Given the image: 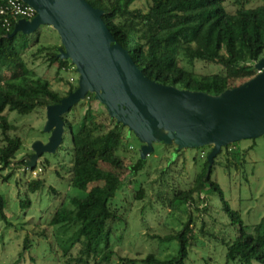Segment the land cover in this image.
Instances as JSON below:
<instances>
[{"label":"trees","instance_id":"1","mask_svg":"<svg viewBox=\"0 0 264 264\" xmlns=\"http://www.w3.org/2000/svg\"><path fill=\"white\" fill-rule=\"evenodd\" d=\"M87 1L103 11L102 16L108 28L143 73L161 84L218 95L256 76L258 70L254 64L264 57V3L249 6L250 0H236L237 9L230 12L224 0H150L148 13L142 14L132 8L135 0ZM13 30L14 24L9 31L0 25L2 182L10 179L14 173L11 171L2 176L1 171L14 169L16 166L24 171L28 168L25 157L17 158L24 142L21 135L15 133L18 128L10 121L6 110L23 115L46 110L48 105L59 103L78 87L77 79L73 81L61 74V70L77 71L69 59L58 56L62 45L45 44L46 40L41 38L40 33H36L34 39L22 33L8 37ZM35 47L36 51L32 54L34 58L44 53V62L48 67L56 66V79L64 82L65 91L56 89L47 77L36 75L32 66L34 61L28 56V52ZM200 62L217 66L218 70L199 73L196 71V63ZM78 104L82 108L86 106L83 114L79 109L74 110L73 106L63 118L66 128L71 130L73 145V163L67 172L68 188H76L81 194L65 193L68 200L63 199L64 202L56 209L49 225L61 231V237L69 236L71 241L64 243L65 254L77 243L82 244L80 256L76 258V262L81 264L88 262L92 256L99 255L103 248H109L107 240L119 216L111 200L126 181H130L138 172L130 175L131 167L138 157L126 162L129 153L135 155V148L128 141L129 133H134L111 117L93 93H88L86 99ZM165 149L168 152L177 150L179 153L185 150L166 144ZM246 151L247 148L243 149L236 142L232 143L218 154L220 158L223 157V162L219 163L227 168L235 166L239 169ZM209 153L210 151L204 162L200 163L201 168L195 171L189 187L173 188L172 197L168 199L171 208H182L185 214L190 215L189 219L175 233L154 235L161 240H178L180 249L177 255L161 259L154 253H149L140 259L143 263L187 264L188 247L196 244L197 234L205 237L210 229L208 227L206 230L205 224L197 233L193 229L195 214L192 211L199 209V203L205 200L202 197L204 193L217 191L223 200L225 211L240 226L236 237L226 244L227 263L264 264V221L254 225L250 231L247 230L240 212L231 208L221 185L213 178L218 156L210 176H207ZM32 154L33 151L29 156ZM43 162L40 160L35 168L41 167L43 170ZM42 184L43 180L33 177L29 181V189L36 191ZM52 190L55 195L61 194V190ZM144 196V185L141 184L136 197L142 199ZM162 196L160 194L158 198L163 201ZM4 208L5 201L0 191V214L5 219ZM208 208L206 204L202 210L208 211ZM29 246L31 239L27 235L25 249ZM112 253L113 250H106L102 259L108 261ZM138 260L125 259L129 264H136Z\"/></svg>","mask_w":264,"mask_h":264},{"label":"rangeland","instance_id":"2","mask_svg":"<svg viewBox=\"0 0 264 264\" xmlns=\"http://www.w3.org/2000/svg\"><path fill=\"white\" fill-rule=\"evenodd\" d=\"M149 2L150 0H135L132 8L147 14ZM224 2L228 11L235 12L236 0ZM262 3L264 0H250L249 6ZM37 33L46 40L45 44L61 45L57 31L51 26L43 25ZM30 36L34 39L36 33ZM35 51L36 47L28 52V56L34 61L32 66L36 75L47 77L56 89L65 91L64 82L56 79V66L48 67L44 62V53L34 58L32 54ZM217 70V66L196 63V71L199 73ZM61 74L71 80L74 78L73 81L79 78L78 72L73 69L61 70ZM80 104L77 103L74 110L79 109L83 114L86 106L82 108ZM99 107L103 108L101 105ZM6 114L18 128L15 133L23 138V148L17 158L29 156L35 140H48L50 133L44 130L46 110L24 115L6 110ZM128 141L135 148V155L129 153L127 163L135 159V156L139 157L142 146L135 134L129 133ZM236 143L243 149L247 148L242 166L239 169L235 166L227 168L220 164L223 157L220 158L219 155L214 165L213 178L221 185L231 208L240 212L247 230L250 231L254 225L264 221V135ZM72 146L71 130L67 127L59 149L55 153H44L40 159L44 161V169L36 179L43 180V184L36 191L29 189V181L33 178L29 170L24 171L16 166L14 169L1 171L2 176L11 171L14 174L4 182L3 178L0 181L6 215L4 219L0 214V264H78L76 258L80 256L82 244L77 243L65 254L64 243L68 244L69 236L61 237L62 232L49 225L56 209L64 202L63 199L68 200L65 193L81 194L76 188H68L67 172L73 163ZM202 148H185L183 153H179L177 150L166 151L165 144H155L146 165L130 181H126L111 200L119 216L107 240L108 249L113 250L109 260L102 259L103 253L108 250L103 248L99 255L92 256L88 262L81 264H129L125 261L126 258H136L139 259L136 264H146L140 259L149 253H154L161 259L177 255L180 249L178 240H161L156 236L175 233L189 219L190 215L185 214L182 208H171L169 200L173 188L189 187L195 171L201 168L200 163L204 162L212 147ZM141 184L144 185L145 196L138 199L136 194ZM52 188L61 190V194L55 195ZM160 194L163 195L164 202L158 198ZM202 197L205 200L199 203V209L192 211L195 214L193 229L198 233L205 224V229H210L205 237L197 234L196 244L188 247L187 264H239L227 263L226 244L236 237L240 226L225 211L223 200L217 191L204 193ZM206 204L209 210L203 211ZM27 235H30L31 246L25 249Z\"/></svg>","mask_w":264,"mask_h":264},{"label":"water","instance_id":"3","mask_svg":"<svg viewBox=\"0 0 264 264\" xmlns=\"http://www.w3.org/2000/svg\"><path fill=\"white\" fill-rule=\"evenodd\" d=\"M36 11L32 20L19 19L14 30L32 35L43 25L54 28L61 41L58 56L69 59L79 74L78 87L46 108V142L35 140L27 166L35 168L44 153H55L64 141L63 118L88 93H93L111 117L142 142L131 176L147 163L155 144L177 148L211 146L210 176L221 150L243 139L264 135V57L253 78L218 95L161 84L150 79L114 37L103 11L87 0H25Z\"/></svg>","mask_w":264,"mask_h":264},{"label":"built area","instance_id":"4","mask_svg":"<svg viewBox=\"0 0 264 264\" xmlns=\"http://www.w3.org/2000/svg\"><path fill=\"white\" fill-rule=\"evenodd\" d=\"M36 16L35 9L27 4L25 0H2L0 1V25L9 31L19 19L32 20ZM74 80V78H72ZM32 177H37L43 170L41 167L27 168Z\"/></svg>","mask_w":264,"mask_h":264}]
</instances>
